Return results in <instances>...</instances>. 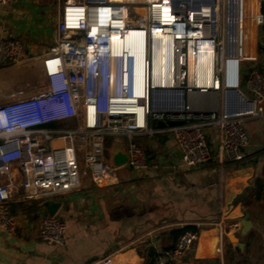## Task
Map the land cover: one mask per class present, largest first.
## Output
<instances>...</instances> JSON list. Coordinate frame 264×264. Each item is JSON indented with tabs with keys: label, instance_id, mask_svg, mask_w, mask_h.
<instances>
[{
	"label": "built area",
	"instance_id": "2783aa9c",
	"mask_svg": "<svg viewBox=\"0 0 264 264\" xmlns=\"http://www.w3.org/2000/svg\"><path fill=\"white\" fill-rule=\"evenodd\" d=\"M12 1L0 0V4ZM193 1H62L54 43L42 60V89L29 95L17 91L0 102V228L5 233L14 234L17 228L10 203L71 193L80 187L85 169L95 181L115 177L122 165L115 166L106 157L108 137L124 145L128 157L124 165L134 172L157 167L133 141L136 134H171L182 163L198 167L213 157L208 131L214 129L219 154L245 162L250 137L244 122L264 118V70L250 69L244 89L226 86L229 74L224 63L232 48L236 51L241 46L232 35L244 23L240 0H215L219 17L210 22L191 10ZM259 1L254 18L261 27L264 0ZM164 4L178 17L168 30L160 16ZM69 13L74 16L72 21ZM117 23L123 29L145 32V96L134 95L132 77L125 79L122 56L111 53L109 31ZM155 30L169 35L168 45L161 50H155ZM202 32L204 37L199 35ZM259 42L264 51V36ZM204 43L214 46V66L211 69L210 62L203 63L191 73L190 49L198 54ZM23 51L21 38L2 37L0 64L17 61ZM237 58L245 59L242 53ZM209 90L221 93L219 105L209 108L199 99L196 106L192 96ZM233 90L237 95L229 93ZM152 119L180 123L154 127ZM68 120L73 124L57 125ZM67 227L57 213L46 214L40 223V238L48 245L62 246ZM198 240L199 232L187 230L173 246L157 253L153 264L185 263Z\"/></svg>",
	"mask_w": 264,
	"mask_h": 264
},
{
	"label": "crops",
	"instance_id": "0c3cea01",
	"mask_svg": "<svg viewBox=\"0 0 264 264\" xmlns=\"http://www.w3.org/2000/svg\"><path fill=\"white\" fill-rule=\"evenodd\" d=\"M62 1L0 4V39L8 35L26 39L29 33L48 36L49 47L38 57L41 72L42 60L54 43ZM255 32L254 27L248 36L252 56L246 59L247 64L241 66L238 61L229 68L231 82L241 89L250 69L264 70L262 35L254 43ZM9 96H0V102ZM199 99L213 108L219 105L221 93L209 90L192 96L196 106ZM150 122L159 127L157 121ZM72 124L71 120L57 123ZM244 126L250 137L245 162H233L219 154L217 131L212 129L208 141L213 157L198 167L182 163L171 134H136L134 140L157 167L134 172L122 165L115 177L96 181L84 171L78 189L53 198L62 203L57 215L68 224L62 246L48 245L40 238V223L48 214L43 206L46 200L10 203L17 228L14 234L0 228V264H150L157 253L175 243L172 230L185 226L197 227L199 240L182 264H245L249 260L264 264V118H248ZM112 139L106 143V157L111 162L115 150L125 152L124 145ZM260 178L262 191L250 194ZM78 192L82 196L76 198ZM244 218L252 221L245 233L241 226Z\"/></svg>",
	"mask_w": 264,
	"mask_h": 264
},
{
	"label": "bare ground",
	"instance_id": "6f19581e",
	"mask_svg": "<svg viewBox=\"0 0 264 264\" xmlns=\"http://www.w3.org/2000/svg\"><path fill=\"white\" fill-rule=\"evenodd\" d=\"M110 1H122V0H110ZM151 2H158V0H149ZM241 3V10L242 13H244V23L242 24L241 28H238V31L234 32L232 35L233 38H237L239 43L236 51L235 47L232 48L231 55L228 54V59L225 61L224 64H226L229 60H237V56L242 53V55L248 54L249 46L248 45V36L250 33V36H252V29L255 27V18L254 16L258 12V3L257 0H240ZM163 11L160 13V16L164 17L161 18L162 20H165V28L168 30L171 26H175L177 24L176 19L178 17L174 15L170 10L171 7L169 4H164ZM218 9L219 6L217 3L210 5V3H204L201 8H192L191 10L196 11L198 14V18L205 19L206 21L210 20H217L218 15ZM82 14V13H81ZM194 17V16H193ZM69 21H72L74 19V16L72 13H69L68 16ZM196 20V16L195 19ZM115 27H113L109 31V37H110V50L111 53L115 56L120 55L123 51L126 56L130 55L132 59V66L131 71L129 73V69L126 71L125 79L126 77L130 78L132 77L133 80V93L135 96H145V54H146V38H145V32L144 31H133L129 28L123 29L121 28L122 23L114 24ZM172 28V27H171ZM184 29V28H183ZM237 30V29H236ZM181 32H185L184 30H180ZM179 31V32H180ZM251 31V32H250ZM200 37H204V33L202 32L199 34ZM236 35V36H235ZM247 35V37H246ZM153 39L155 41V50H161L162 47H166L168 45V39L169 35L164 34L162 30H155V33L153 34ZM157 44H161V47ZM247 49L248 51L242 50ZM243 55V56H244ZM231 56V57H230ZM215 57V50L214 46L210 45V43L207 45L204 43L203 46L200 47V52L198 54H195L192 49H190V70L191 73H194L197 66L203 64V63H211V69H212V61ZM127 58V57H126ZM117 58H115L113 61L116 63ZM126 61H125V67H126ZM128 67V66H127ZM233 85H230L231 87Z\"/></svg>",
	"mask_w": 264,
	"mask_h": 264
},
{
	"label": "rangeland",
	"instance_id": "374dc122",
	"mask_svg": "<svg viewBox=\"0 0 264 264\" xmlns=\"http://www.w3.org/2000/svg\"><path fill=\"white\" fill-rule=\"evenodd\" d=\"M257 3L259 4L260 1L257 0ZM222 6V3L220 2V8H222ZM254 24L256 30V36L254 40L255 43L258 35L260 34L261 27L258 26L256 22H254ZM19 38H21L24 42V51L21 57L15 62L0 64V96H3L4 94H11L15 91L29 92L36 90L40 91L42 89L43 75L38 65V57L42 50H45L47 47H49L48 43H50V41H48V36H45L44 33H39V35H33L32 33H29L26 39H23L22 37ZM248 50L250 51L251 49ZM248 50L245 49L243 53ZM250 53L248 52V54H243L244 56L242 55V57L245 59L240 62L241 66H245L247 64L248 61L246 59L249 57V55L252 56ZM231 60L228 61L226 75L230 73L228 69L231 68ZM225 79L226 86L229 84L233 85L230 75H228V77L226 76ZM111 140H113L112 137H108L107 143L110 144ZM124 140L127 141V139ZM133 141L136 142L134 138ZM106 155H108V149L106 150ZM85 172L90 173L88 169H85ZM245 264H252V262L249 260Z\"/></svg>",
	"mask_w": 264,
	"mask_h": 264
},
{
	"label": "water",
	"instance_id": "95a60500",
	"mask_svg": "<svg viewBox=\"0 0 264 264\" xmlns=\"http://www.w3.org/2000/svg\"><path fill=\"white\" fill-rule=\"evenodd\" d=\"M204 3H210V5H212V7H213L214 4H215V0H194L193 3H192V7L199 9V8H201V6ZM124 53L125 52L123 51L120 55L122 56L124 64H125V61H126V64H127L126 67L128 66L127 69H129V73H130L131 66H132V59H131L130 55L126 56ZM230 62L233 64V66H236V63L238 62V60H231ZM229 72H230L229 73V75H230L231 72H232V69L229 70ZM233 86L236 87L235 84H233ZM229 93L231 95H237L238 92L236 90H233V91H231ZM179 123H180V121H174V120H167V121L158 120L157 121V125L159 127L173 126V125H176V124H179ZM127 160H128V157H127L126 153L122 150V148H118L117 150L114 151V154H113V157H112V163L115 166L124 165L127 162ZM81 196H82L81 192H78V193L75 194L76 198L77 197H81ZM43 206L46 209L47 213L49 215L53 216V215H55L57 213L59 208L62 206V203L60 201H55L53 199H47L46 201L43 202ZM246 218L243 219V222H242V225H241L243 227V233H245L247 230H249V228L252 226V221L250 219H246ZM231 239H234V238L232 237ZM236 240H238V239L235 238V241Z\"/></svg>",
	"mask_w": 264,
	"mask_h": 264
},
{
	"label": "trees",
	"instance_id": "16d2710c",
	"mask_svg": "<svg viewBox=\"0 0 264 264\" xmlns=\"http://www.w3.org/2000/svg\"><path fill=\"white\" fill-rule=\"evenodd\" d=\"M261 12L264 15V1L261 3ZM260 34L262 36H264V24L261 26ZM260 181H262V178L255 180L254 188L249 190L250 194L254 193V191H260V190L262 191V183L260 184ZM187 230H191L193 232H199V229L197 227H195V226H185V227H182V228L173 229L172 230V234L174 236L175 241L178 239V237L181 234H183ZM150 264H153V260H152V262Z\"/></svg>",
	"mask_w": 264,
	"mask_h": 264
}]
</instances>
